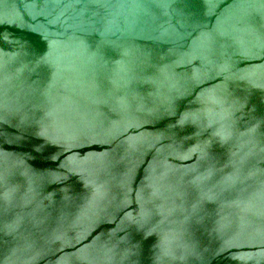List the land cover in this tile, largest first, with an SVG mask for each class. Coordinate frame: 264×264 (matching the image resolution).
Returning a JSON list of instances; mask_svg holds the SVG:
<instances>
[{
    "label": "water",
    "instance_id": "water-1",
    "mask_svg": "<svg viewBox=\"0 0 264 264\" xmlns=\"http://www.w3.org/2000/svg\"><path fill=\"white\" fill-rule=\"evenodd\" d=\"M0 264H264V0H0Z\"/></svg>",
    "mask_w": 264,
    "mask_h": 264
}]
</instances>
